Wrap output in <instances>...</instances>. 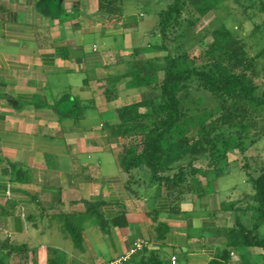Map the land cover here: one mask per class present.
Returning <instances> with one entry per match:
<instances>
[{"label":"crops","instance_id":"obj_1","mask_svg":"<svg viewBox=\"0 0 264 264\" xmlns=\"http://www.w3.org/2000/svg\"><path fill=\"white\" fill-rule=\"evenodd\" d=\"M163 4L0 0L1 263L253 264L261 252L230 250L220 261L233 228L221 207L253 195L222 200L218 180L229 171L189 175L181 193H167L146 170L120 165L119 112L159 97ZM188 148L166 159V174L184 166L171 169ZM136 240L144 248L123 259Z\"/></svg>","mask_w":264,"mask_h":264},{"label":"trees","instance_id":"obj_2","mask_svg":"<svg viewBox=\"0 0 264 264\" xmlns=\"http://www.w3.org/2000/svg\"><path fill=\"white\" fill-rule=\"evenodd\" d=\"M222 1L170 0L166 8L159 13L157 21L160 49L164 51L162 78L155 84L159 89V97L127 106L119 112L116 132L125 143L119 157L121 167L125 171L137 168L146 170L149 181L156 183L167 193H181L189 175L212 179L225 175L229 171L228 153L238 151L243 155L251 146L242 130L214 132L207 140V155L201 163L190 162L179 166L172 174H166L165 162L172 145L181 142L182 147L186 148L191 134L200 135L204 130L201 123L206 113L198 121L183 115L180 93L185 86L195 84L214 97L232 98L245 105H264V95L261 98L256 95L258 84L254 81L255 60L249 58L241 47H237L233 34L226 27L221 26L211 32L205 53H218V59L201 70L190 66L188 55L172 56L165 45L168 41H175L178 35L184 37L186 29L193 24L185 15L186 3L191 5L199 16H206ZM133 85H138L137 79L133 81ZM141 108L146 111L139 112ZM189 129L192 130L190 135ZM241 168L248 176L253 195L221 207L222 211L232 213L233 228L232 239L223 251L220 261L226 263L229 260L230 250L256 248L261 252L253 255V264H264V237L259 234L260 224L264 220V166L257 170L255 176L250 177L248 162H244ZM248 221L252 222L249 224ZM98 222L101 229L111 224L101 218ZM66 230L75 247L79 246L80 234L71 226H67ZM141 264L162 263L156 256H151ZM209 264L222 263L212 260Z\"/></svg>","mask_w":264,"mask_h":264},{"label":"rangeland","instance_id":"obj_3","mask_svg":"<svg viewBox=\"0 0 264 264\" xmlns=\"http://www.w3.org/2000/svg\"><path fill=\"white\" fill-rule=\"evenodd\" d=\"M163 3L164 8L168 1L163 0ZM185 15L193 24L186 29L184 37L178 35L175 41L165 43L170 54L188 55L192 68H206L213 60L218 59V53H205L211 32L224 26L233 34L237 47H241L249 58L255 60L254 81L258 84L256 95L261 98L264 95V0H223L206 16H199L194 8L186 3ZM180 31L181 29L177 34ZM159 51L162 55V74L164 51ZM180 107L183 115L194 121H198L206 113L201 123L204 130L200 135L191 134L188 143L193 145L187 144L189 148L179 154L178 161L171 169L189 162L201 163L207 155V140L214 132L242 130L251 146L243 155L238 151L228 153L229 174L218 180L219 195L223 200L224 195L239 199L252 193L248 176L241 166L248 162L249 177L255 176L257 170L264 166V105H245L232 98H217L197 85L189 84L180 93ZM190 132L191 129L188 130L189 135ZM180 143L176 142L171 147L169 159H173L176 150L185 149ZM166 162L170 164L172 161ZM251 222L248 221L249 224ZM259 234L264 237V220L260 224Z\"/></svg>","mask_w":264,"mask_h":264},{"label":"built area","instance_id":"obj_4","mask_svg":"<svg viewBox=\"0 0 264 264\" xmlns=\"http://www.w3.org/2000/svg\"><path fill=\"white\" fill-rule=\"evenodd\" d=\"M144 246L145 242L143 240H136L123 259L129 258L130 256L140 252L144 248ZM172 264H175L174 257L172 258Z\"/></svg>","mask_w":264,"mask_h":264}]
</instances>
